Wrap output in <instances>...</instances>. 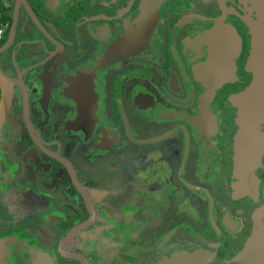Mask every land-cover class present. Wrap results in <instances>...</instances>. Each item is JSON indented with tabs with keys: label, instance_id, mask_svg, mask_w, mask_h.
Here are the masks:
<instances>
[{
	"label": "flooded vegetation",
	"instance_id": "1",
	"mask_svg": "<svg viewBox=\"0 0 264 264\" xmlns=\"http://www.w3.org/2000/svg\"><path fill=\"white\" fill-rule=\"evenodd\" d=\"M2 1L0 264H236L250 0Z\"/></svg>",
	"mask_w": 264,
	"mask_h": 264
},
{
	"label": "water",
	"instance_id": "2",
	"mask_svg": "<svg viewBox=\"0 0 264 264\" xmlns=\"http://www.w3.org/2000/svg\"><path fill=\"white\" fill-rule=\"evenodd\" d=\"M256 12L255 21L247 23L250 35V53L246 65L252 75L249 86L231 99L238 109L239 137L245 139L247 149L256 152L257 157L264 153V0H250ZM0 125L8 115L12 91L0 73ZM254 140H262L260 146H253ZM259 145V143H257ZM253 153V152H251ZM263 204L253 215V229L236 264H264V183L262 187Z\"/></svg>",
	"mask_w": 264,
	"mask_h": 264
},
{
	"label": "rangeland",
	"instance_id": "3",
	"mask_svg": "<svg viewBox=\"0 0 264 264\" xmlns=\"http://www.w3.org/2000/svg\"><path fill=\"white\" fill-rule=\"evenodd\" d=\"M0 7H3V1L0 0Z\"/></svg>",
	"mask_w": 264,
	"mask_h": 264
},
{
	"label": "trees",
	"instance_id": "4",
	"mask_svg": "<svg viewBox=\"0 0 264 264\" xmlns=\"http://www.w3.org/2000/svg\"><path fill=\"white\" fill-rule=\"evenodd\" d=\"M1 12H2V10H1ZM2 15V14H1Z\"/></svg>",
	"mask_w": 264,
	"mask_h": 264
}]
</instances>
